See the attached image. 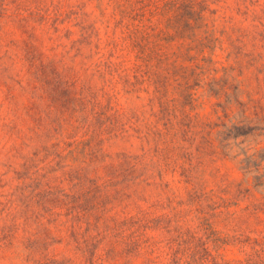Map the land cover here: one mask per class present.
I'll return each mask as SVG.
<instances>
[{"label": "rangeland", "instance_id": "1", "mask_svg": "<svg viewBox=\"0 0 264 264\" xmlns=\"http://www.w3.org/2000/svg\"><path fill=\"white\" fill-rule=\"evenodd\" d=\"M59 1L0 0V264H86L88 251L95 250L85 245L89 224V234L112 233L134 214L140 219L137 226L147 225L149 240L137 248L102 245L96 258L106 250L112 256L98 264H173L204 250L222 263L264 264V179L243 169L239 150L228 157L206 150L199 165L180 158L162 177L121 182L120 163L149 147L133 129L149 122L148 112L142 114L148 109L142 93L140 99L128 95L122 100L139 120L125 118L128 132L97 144L93 157L85 156L88 136L69 124L80 106L71 84L75 77L78 88L85 80L102 86L97 64L105 52L106 27L100 0H65L58 8ZM209 2L215 11L210 23L222 41L213 55H204L217 61L218 78L224 76L223 66L235 77L221 86L230 92L238 86L247 114L264 117V0ZM80 3L84 8L71 7ZM71 9L77 13L70 15ZM83 21L90 29L80 42ZM207 75L206 81L214 72ZM220 100L201 98L196 111L217 120L214 104ZM240 109L235 103L229 112ZM80 115L86 121V114ZM253 127L264 123L253 121L243 128L263 133L249 136L250 146L264 147V130ZM72 169L79 171L74 177L69 176ZM49 182L65 200L61 205L52 197L49 205L66 225L51 227L49 241L37 244L40 220L34 211L40 208L35 195ZM11 239L13 245L5 246Z\"/></svg>", "mask_w": 264, "mask_h": 264}, {"label": "trees", "instance_id": "2", "mask_svg": "<svg viewBox=\"0 0 264 264\" xmlns=\"http://www.w3.org/2000/svg\"><path fill=\"white\" fill-rule=\"evenodd\" d=\"M64 1L58 2V8L63 7ZM100 2L98 7L107 35L105 52L97 64V72L103 78V84L95 88L90 80H85L78 88L75 77L71 84L74 99L80 106L76 107L77 114L69 120V124L72 129H84L83 136H88L86 142L82 141L86 145L82 151L85 156L93 157L99 151L97 144L128 132L124 119L136 118L138 121L140 116L134 110L127 112L122 100L128 95H137L140 99L144 93L147 101L144 107L148 109L142 114L148 112L149 122L145 121L143 127L136 124L133 129L149 147L143 146L142 154L120 163L117 176L121 182L135 184L137 181L146 182L157 175L162 177L164 171L175 165L180 158L188 157L191 161L196 160L199 165L202 162L201 155L206 150L224 157L239 150L237 155H244L243 169L246 172H258L260 175L256 176L257 180L264 179V147L250 146L251 141L248 139L249 136L256 137L263 133H252L251 130L243 132V128L253 121L264 123V117L258 112L254 113L255 117L247 114L249 107L237 97L238 86L231 92L221 86V81H227L230 77L236 80L235 77L223 66L224 76L218 78L216 74L219 68L213 66L217 61L204 55L207 51L213 55L218 42L222 41L210 23V14L215 11L211 9L209 0ZM84 6L85 3L71 5L81 9ZM109 8L110 11H107ZM74 13L77 11L71 9L70 15ZM83 23L80 42L89 36L90 26L85 21ZM175 42L177 46L173 48ZM213 72L214 75L208 81L204 80L207 74ZM213 96L221 99L214 104L217 120L196 111L203 104L201 98ZM235 103H239L241 109L232 115L229 111ZM220 111L223 113L219 114ZM80 114H86V121ZM252 130L263 132L264 127H253ZM241 136L245 139L237 141ZM76 150L71 152L74 154ZM74 173L79 171L72 169L69 176L74 177ZM44 186L35 195L40 208L34 211L35 218L40 220L39 231L36 232L37 244L49 241L51 227L66 225V221L61 220V213L49 205L52 197L61 205L65 204L61 191L50 185V182ZM139 220L138 215H131L124 226L115 228L112 233L99 231L89 234V224L85 245L95 250L88 251L85 263L98 264V259L105 261L112 256V252L106 250L96 258V251L102 245L121 243L137 248L146 243L149 240L147 225L137 226ZM4 245L11 247L12 239ZM209 256L213 255L205 250L202 253L194 251L183 260H175L173 264L228 263L218 262L214 256L209 259ZM27 257L33 260L34 252H29Z\"/></svg>", "mask_w": 264, "mask_h": 264}]
</instances>
